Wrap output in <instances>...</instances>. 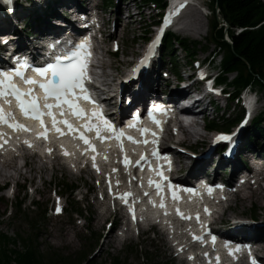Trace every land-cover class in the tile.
Masks as SVG:
<instances>
[{"label":"rangeland","instance_id":"obj_1","mask_svg":"<svg viewBox=\"0 0 264 264\" xmlns=\"http://www.w3.org/2000/svg\"><path fill=\"white\" fill-rule=\"evenodd\" d=\"M136 1L139 3L141 0H136ZM196 1L197 3L206 7L205 12L209 13V0H196ZM122 7L124 8L125 6L123 5ZM109 12H113V10L111 9L109 10ZM140 12L142 16L141 21L139 17H135L134 18V20H136L135 23L125 27L123 33H122V29H118L119 32L117 31L114 35L116 38H119L122 40V53L118 54L116 59L112 57L109 60L105 59V64L110 65L112 68V70H109L106 72L107 82H111L112 79H115L117 77V74H123L126 68V64L129 62L131 56L137 55V53L141 50L142 39L140 37L142 36V32L143 31H146L147 33L151 32L150 23L152 22V18L149 17V13L147 12V10L145 9L140 10ZM107 17H108V14H107ZM210 21H211V16L209 17V14L208 16L205 17L204 15H201L199 12H193L192 14L185 17L184 20L182 21V22H185L184 31L182 30V32H177L179 27H176L174 29V32L177 35H180V37L189 39L191 41H197L200 43L199 49L197 50V53H196L197 54L196 58L198 59H202L203 57L207 56L212 51H214L213 45H207V41H206V38L209 39ZM200 29H203L204 31V36L202 39H200L198 35ZM133 39L135 40L133 41ZM202 47H207V48L204 51L201 49ZM218 58H216L215 60L216 63L218 62ZM168 60L169 59L166 58V61ZM178 60H180V64L185 63L182 57H180ZM112 83L113 82H111V84ZM228 114L229 115L227 116L223 115L222 119L224 120L227 118L232 119L236 116L237 113H236V110L232 111L231 108H229ZM216 119H217L216 121H218L220 124H223L219 113ZM198 123L199 125L196 126L194 130L198 131L202 136H205L206 134H204L203 132L204 125L202 124V121L199 118H198ZM205 140H208V138ZM8 169L9 168H0V185L4 181H9L6 178L10 174H12V172L10 171V169L9 170ZM44 170H45L44 172L40 171L37 168H35V166L32 165L31 175L28 173H24V171H21V170L19 172L13 171V175L14 176L23 175L24 177H28L30 180H32L30 181V184L34 183L33 182L34 179H35V182L38 184L39 182L38 178H41L43 182L49 179H53L57 181H62L63 179H65L67 182H73L78 185L81 184L80 181L71 174H68L65 172L63 174L60 171H57L55 169L53 170V172L47 169H44ZM84 179L87 181L86 178ZM44 190H45V193L43 196H41L38 199V202L42 204L44 208H47L48 213H47V220L45 222V226L41 229V232H40L41 233L40 242L46 243L59 250L66 251V253L76 252L77 250L80 249L83 243L85 246L90 245V240L86 239L83 236V233L85 232V230L81 227V225L80 226L75 225V219H76L75 217H72V218L68 217L67 219H63L62 221L58 219L52 220L51 218L48 217L50 216L49 210H50V205H51V200L49 196V186L46 185ZM80 191L82 193L84 192L82 189ZM0 198L3 202V203H0V219L2 218V221H3V224H1L0 226V232L6 233L10 237L14 238L15 233H17L18 230L23 232V231H26V228L24 227V225L21 224V222H16V223L11 222L12 220L10 217L11 215L8 211L10 210L11 203L13 202H11V200L5 197L0 196ZM251 203L252 202L250 201H246L241 204L240 198H238L235 203H232L231 210L233 211L228 214L229 218H231L234 213L238 215L242 214L246 216L248 214V210L252 206ZM256 205H258V207H261L262 205H264V202L262 200H259L258 202H256ZM25 206H27V204H25ZM228 215H226V217H228ZM257 216L259 220H264V212L259 211L257 213ZM91 219H92V222L88 223L90 229L92 228L95 233H98V234L102 233L101 231L104 228V224L106 220L99 219L95 213H92ZM80 238H82V242L80 241ZM127 243L128 242H125V244L122 245L121 242H118L114 239H112L110 243H109V240L107 239L103 240L102 250L96 256L97 262L99 263V262H102L103 260L108 259V257L116 256L118 252L127 245ZM154 243L157 244L156 242ZM94 248L95 246H93L92 251H94ZM107 254H109V256ZM161 254H162V257L166 258L165 259L166 261H170L162 249H161ZM130 262H132L133 264H141L140 261H136L133 258L130 260ZM172 264L174 263L172 262Z\"/></svg>","mask_w":264,"mask_h":264},{"label":"snow or ice","instance_id":"obj_2","mask_svg":"<svg viewBox=\"0 0 264 264\" xmlns=\"http://www.w3.org/2000/svg\"><path fill=\"white\" fill-rule=\"evenodd\" d=\"M183 7V5H181ZM179 9H177V12ZM90 58V45L86 43H81L75 46V50L71 52L67 57L64 58L65 62H61L60 58H57L56 62L49 63L45 67H34L31 68L33 72H35L38 76L43 79H46V83H38L30 78H25V71L30 67L26 62H18L17 67L10 69H0V98H5L8 95H11L17 103V106L21 113L26 118H31L34 120H39L41 127L44 128V121L42 117L46 114L48 117L52 118V126L55 131L63 135L64 133L61 131L59 127H57L58 121L53 115V108H60L61 115H63V107L66 106L74 117L84 118V112L78 107V101L83 100L85 102L95 104V101L91 98V93L89 89L86 87V79H87V68H88V59ZM144 62L141 61V64ZM137 69H133V72H136ZM51 73V79H48L47 74ZM14 78L21 79L24 84L29 85L27 92H22L20 89L13 83ZM43 91V99L45 103L43 104V109H46V113L42 111L39 99L33 94L34 87L37 86ZM79 93V94H77ZM25 97H28L27 99ZM49 99H53L55 101L54 104L47 103ZM13 118V114L11 112L5 113L2 108H0V124H7L8 127L13 130H27L25 126L19 125L16 123H9V120ZM150 119H152L150 114ZM99 120L100 124H94L93 120ZM133 119H138V117H134ZM154 123L159 125V121L153 120ZM59 123L64 124L67 129L72 132L75 131L73 126L67 121L62 120ZM103 125L104 128L108 131H113L116 133L115 139L120 141L123 137L124 133L122 130H117L115 126L103 116V113L100 111H93L91 116L88 118V123L83 125L85 132L95 131L96 137L101 140V142L106 139L101 135L102 129L100 125ZM134 126V125H132ZM147 132V129H141V134L144 135ZM44 138L47 137L46 132L41 134ZM154 135V133H153ZM85 145H89L91 150L95 152V147L90 145L89 140L85 137L84 133H80L78 137ZM129 141H133L132 137L127 138ZM218 140H229L231 137L229 136H220L217 138ZM6 142V141H5ZM143 143L147 144L148 141L144 140ZM155 143V141H153ZM2 146V145H0ZM31 146V145H29ZM51 152V149L48 150ZM121 151H123V147L121 146ZM65 155L68 153L65 152ZM153 156H159L158 152H153ZM95 157H93V160ZM145 157L142 156L141 160H144ZM124 165L127 166L129 164V160L127 158L123 161ZM140 161H137L139 164ZM96 167L95 163L93 164ZM113 171H116L115 169ZM157 175L163 176L162 172H158ZM151 184L152 181L150 180ZM171 187V185H169ZM156 188L159 190L160 185L156 184ZM109 192L111 193V183L109 181ZM211 192V189H209ZM130 194H123L120 196L121 199L127 198ZM173 198L176 199L175 193H173ZM161 207H164V204L161 203ZM60 209L57 207V212ZM207 214V209H205ZM177 214L181 215V218L190 219L191 217H183L179 210H177ZM197 219L199 216L197 215ZM194 240L201 239L200 237L193 236ZM215 238L213 237V242ZM227 247V243L225 245ZM240 250V246L237 245L236 251ZM230 255H233V252H229ZM217 264H219V257L216 258ZM252 264H256L253 260Z\"/></svg>","mask_w":264,"mask_h":264},{"label":"trees","instance_id":"obj_3","mask_svg":"<svg viewBox=\"0 0 264 264\" xmlns=\"http://www.w3.org/2000/svg\"><path fill=\"white\" fill-rule=\"evenodd\" d=\"M145 2V0H142ZM212 15L211 37L223 51L222 69L225 73L236 72L235 84L255 82L264 89V26L256 31L246 30L239 34L234 33L236 27L252 28L264 18V0H210ZM111 5L112 0H107ZM218 17L228 25L220 27ZM230 38V43L224 40V33ZM174 36L168 35L165 48L168 55L174 48ZM183 43V42H182ZM184 45V44H183ZM217 46V47H218ZM226 77L222 78L225 82ZM226 120L222 126H225ZM211 128L220 126L215 121L210 122ZM70 258H53L42 253L36 246L34 232L24 236L17 232L14 238L0 232V264H102L95 260L87 261L85 254ZM111 264H126L119 257H113Z\"/></svg>","mask_w":264,"mask_h":264},{"label":"bare ground","instance_id":"obj_4","mask_svg":"<svg viewBox=\"0 0 264 264\" xmlns=\"http://www.w3.org/2000/svg\"><path fill=\"white\" fill-rule=\"evenodd\" d=\"M58 16L59 15V13L58 12H54V15H51L50 17H48V18H46L45 19V25L47 26V28H52V29H55L56 31H60V29L59 28H57L56 27V25H52V22H51V18H55L54 16ZM198 35H199V38L200 39H202L203 38V36H204V31H203V29H200L199 30V33H198ZM197 124V123H196Z\"/></svg>","mask_w":264,"mask_h":264}]
</instances>
